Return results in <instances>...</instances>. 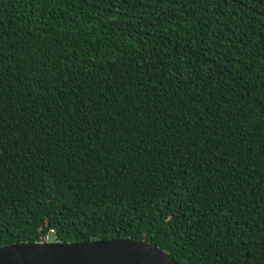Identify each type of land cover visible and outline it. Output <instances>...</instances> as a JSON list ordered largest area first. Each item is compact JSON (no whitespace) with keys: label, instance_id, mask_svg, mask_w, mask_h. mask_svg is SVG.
Returning <instances> with one entry per match:
<instances>
[{"label":"trees","instance_id":"trees-1","mask_svg":"<svg viewBox=\"0 0 264 264\" xmlns=\"http://www.w3.org/2000/svg\"><path fill=\"white\" fill-rule=\"evenodd\" d=\"M49 230L264 264V0H0V248Z\"/></svg>","mask_w":264,"mask_h":264},{"label":"water","instance_id":"water-1","mask_svg":"<svg viewBox=\"0 0 264 264\" xmlns=\"http://www.w3.org/2000/svg\"><path fill=\"white\" fill-rule=\"evenodd\" d=\"M0 264H178L143 241L22 243L0 248Z\"/></svg>","mask_w":264,"mask_h":264},{"label":"built area","instance_id":"built-area-1","mask_svg":"<svg viewBox=\"0 0 264 264\" xmlns=\"http://www.w3.org/2000/svg\"><path fill=\"white\" fill-rule=\"evenodd\" d=\"M49 236H52L55 239V242H58L57 239H56V235H55L53 230H49V232L44 236L42 242L43 243H49L48 242Z\"/></svg>","mask_w":264,"mask_h":264},{"label":"rangeland","instance_id":"rangeland-1","mask_svg":"<svg viewBox=\"0 0 264 264\" xmlns=\"http://www.w3.org/2000/svg\"><path fill=\"white\" fill-rule=\"evenodd\" d=\"M48 242H49V243H53V242H55V239H54L52 236H49V238H48Z\"/></svg>","mask_w":264,"mask_h":264}]
</instances>
